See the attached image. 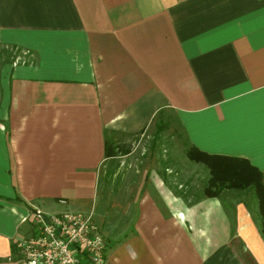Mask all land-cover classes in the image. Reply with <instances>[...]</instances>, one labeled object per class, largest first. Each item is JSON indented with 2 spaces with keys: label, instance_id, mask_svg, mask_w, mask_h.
Listing matches in <instances>:
<instances>
[{
  "label": "crops",
  "instance_id": "0c3cea01",
  "mask_svg": "<svg viewBox=\"0 0 264 264\" xmlns=\"http://www.w3.org/2000/svg\"><path fill=\"white\" fill-rule=\"evenodd\" d=\"M0 42L32 57L0 67V264L34 208L91 213L109 264H264L243 199L186 198L149 162L116 178L115 213L99 192L105 143L167 112L264 173V0H0Z\"/></svg>",
  "mask_w": 264,
  "mask_h": 264
},
{
  "label": "rangeland",
  "instance_id": "374dc122",
  "mask_svg": "<svg viewBox=\"0 0 264 264\" xmlns=\"http://www.w3.org/2000/svg\"><path fill=\"white\" fill-rule=\"evenodd\" d=\"M31 58V55L22 47L0 42V67L7 63H28L32 60ZM120 147L134 149V152L130 156L118 153L116 158L110 160L106 165L99 192L111 197L107 205L110 212H116V189L118 188L116 178L127 179L130 173H136L135 170H129V165L132 163L133 165L145 162L154 163L153 171L168 179L172 183L171 188L186 198L193 199L203 195V188L209 177L208 169L204 164L188 158L189 147L184 134L170 112L158 116L145 132L134 137L130 143L121 144ZM220 195L227 196L233 201L247 199L236 190L224 189ZM256 209V203L251 205V213L259 223ZM25 222L28 225L29 233V223L26 220ZM15 253L13 256L16 259L18 257Z\"/></svg>",
  "mask_w": 264,
  "mask_h": 264
},
{
  "label": "built area",
  "instance_id": "2783aa9c",
  "mask_svg": "<svg viewBox=\"0 0 264 264\" xmlns=\"http://www.w3.org/2000/svg\"><path fill=\"white\" fill-rule=\"evenodd\" d=\"M25 220L29 233L14 243L20 264H109L107 241L91 213L34 208Z\"/></svg>",
  "mask_w": 264,
  "mask_h": 264
},
{
  "label": "trees",
  "instance_id": "16d2710c",
  "mask_svg": "<svg viewBox=\"0 0 264 264\" xmlns=\"http://www.w3.org/2000/svg\"><path fill=\"white\" fill-rule=\"evenodd\" d=\"M128 152V148L123 149L120 145L105 143L106 157ZM187 156L194 162L204 164L208 169L209 177L203 188L204 195L217 197L224 189L236 190L242 197H247L243 200L249 208L256 203L259 229L264 238V173L244 157L209 154L194 146L188 148ZM12 252H16L14 244Z\"/></svg>",
  "mask_w": 264,
  "mask_h": 264
}]
</instances>
